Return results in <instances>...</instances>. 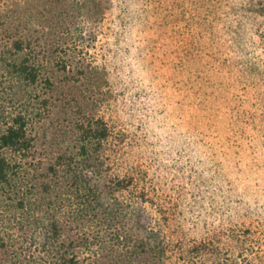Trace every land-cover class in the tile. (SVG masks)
Here are the masks:
<instances>
[{"label":"trees","instance_id":"1","mask_svg":"<svg viewBox=\"0 0 264 264\" xmlns=\"http://www.w3.org/2000/svg\"><path fill=\"white\" fill-rule=\"evenodd\" d=\"M102 1L45 0L41 16L10 23L0 0V264H231L228 232L242 248L249 223L187 238L181 196L133 158L148 133L124 125L94 54ZM228 13V31L253 19L264 40V0H231ZM240 65L264 89V60Z\"/></svg>","mask_w":264,"mask_h":264},{"label":"rangeland","instance_id":"2","mask_svg":"<svg viewBox=\"0 0 264 264\" xmlns=\"http://www.w3.org/2000/svg\"><path fill=\"white\" fill-rule=\"evenodd\" d=\"M44 1L6 0L4 18L36 19ZM102 2L108 10L94 54L107 62L119 93L113 108L124 125L148 133L133 158L147 160L165 191L181 196L185 213L178 223L187 238L245 220L253 232L247 241L236 231L247 241L242 248L228 232L231 264H264V89L240 69L264 60L258 22L246 19L240 36L228 31L226 24L236 23L227 14L231 0L224 6L220 0ZM228 58L231 68L221 69Z\"/></svg>","mask_w":264,"mask_h":264}]
</instances>
